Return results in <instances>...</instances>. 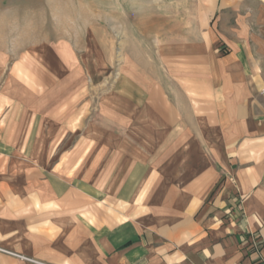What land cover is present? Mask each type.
<instances>
[{"label":"crops","instance_id":"crops-1","mask_svg":"<svg viewBox=\"0 0 264 264\" xmlns=\"http://www.w3.org/2000/svg\"><path fill=\"white\" fill-rule=\"evenodd\" d=\"M209 12L210 30L176 70L178 82L133 98L150 113L142 137L133 123V151L118 124L116 147L81 149L86 158L68 159L74 168L64 174L59 141L0 134V264H35L18 255L51 264H264V0H212ZM141 138L142 155L179 157L162 169L159 200L157 165L124 158L142 153ZM166 203L176 206L158 208Z\"/></svg>","mask_w":264,"mask_h":264},{"label":"rangeland","instance_id":"rangeland-1","mask_svg":"<svg viewBox=\"0 0 264 264\" xmlns=\"http://www.w3.org/2000/svg\"><path fill=\"white\" fill-rule=\"evenodd\" d=\"M211 4L212 0H0V134L7 129L40 131L50 139V147L59 141L64 174L74 168L68 159L86 158L76 155L81 149L100 147L102 142L116 147L118 124L124 127V150L133 151L128 138L133 123L141 137L150 131L147 105L139 108L133 98L140 100V88L178 82L176 70L202 46L203 30H210ZM139 142L140 151L149 153L148 141ZM143 152L124 158L157 165L160 183L154 196L159 200L167 190L162 169L172 163L175 167L179 157Z\"/></svg>","mask_w":264,"mask_h":264},{"label":"built area","instance_id":"built-area-1","mask_svg":"<svg viewBox=\"0 0 264 264\" xmlns=\"http://www.w3.org/2000/svg\"><path fill=\"white\" fill-rule=\"evenodd\" d=\"M0 250H3L5 251L4 249H0ZM16 254V253H15ZM18 255V254H17ZM20 256L21 258L25 259V260H28L32 263H35V264H51V263H47V262H43V261H39V260H36V259H33L31 257H26V256H23V255H18Z\"/></svg>","mask_w":264,"mask_h":264}]
</instances>
